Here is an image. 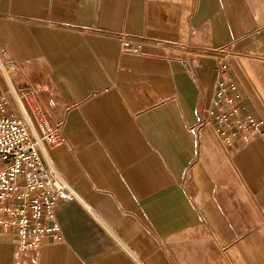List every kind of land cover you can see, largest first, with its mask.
Segmentation results:
<instances>
[{"label": "crops", "instance_id": "obj_1", "mask_svg": "<svg viewBox=\"0 0 264 264\" xmlns=\"http://www.w3.org/2000/svg\"><path fill=\"white\" fill-rule=\"evenodd\" d=\"M229 82L258 130L217 118ZM31 89L80 200L34 249L0 224V264H264V0H0V99Z\"/></svg>", "mask_w": 264, "mask_h": 264}, {"label": "built area", "instance_id": "obj_2", "mask_svg": "<svg viewBox=\"0 0 264 264\" xmlns=\"http://www.w3.org/2000/svg\"><path fill=\"white\" fill-rule=\"evenodd\" d=\"M125 51L130 41L123 40ZM219 70L224 76L230 70L228 53ZM4 76L12 79L23 71L14 63H1ZM218 95L226 110L217 115L219 120L242 130H258L248 109L241 105L238 88L229 82L221 85ZM219 104V103H218ZM0 99V224L14 227L19 237L20 251L39 247L47 237L60 239L61 226L57 219V205L79 201L77 191L64 179L49 158L45 146H58L66 141L65 123L56 122L31 89L23 96L15 93V103L9 108ZM204 125V123H202Z\"/></svg>", "mask_w": 264, "mask_h": 264}]
</instances>
